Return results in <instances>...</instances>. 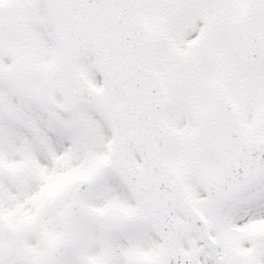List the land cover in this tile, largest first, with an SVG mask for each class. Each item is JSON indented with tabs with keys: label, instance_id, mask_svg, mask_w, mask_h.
<instances>
[{
	"label": "snow or ice",
	"instance_id": "snow-or-ice-1",
	"mask_svg": "<svg viewBox=\"0 0 264 264\" xmlns=\"http://www.w3.org/2000/svg\"><path fill=\"white\" fill-rule=\"evenodd\" d=\"M0 264H264V0H0Z\"/></svg>",
	"mask_w": 264,
	"mask_h": 264
}]
</instances>
